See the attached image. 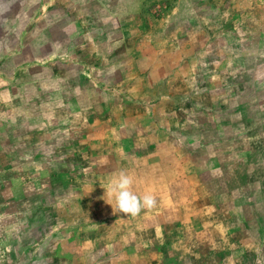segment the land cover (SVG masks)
<instances>
[{
  "label": "crops",
  "instance_id": "obj_1",
  "mask_svg": "<svg viewBox=\"0 0 264 264\" xmlns=\"http://www.w3.org/2000/svg\"><path fill=\"white\" fill-rule=\"evenodd\" d=\"M120 4L124 7L119 11L104 14H95L90 7L87 14L58 13L56 18L52 16L54 22L26 33L37 37L38 45L9 46L7 50L19 57L14 80L23 86L16 97L19 93L28 95L31 86L35 89L32 101L63 102L61 109L43 111L30 107L26 114L47 124L59 123L61 117L66 118L65 123L74 118L80 125L81 149L87 148L85 152L91 155L101 154L102 159L89 158L88 172L80 168L76 174L80 183L73 190L79 196L93 194L94 205L99 201L97 194H105L104 188L124 170L134 176L133 190L138 195L156 198L154 208L142 210L136 217L114 213L105 202V234L119 236L110 237L113 246L106 244V257L111 264H264V186L250 180L257 170L262 171L264 180V91L257 90L258 84L264 85V76H257L255 71L264 67V56H260L264 54V27L245 28L248 33L244 34L257 37L249 41L252 56L247 66L242 60L233 66L238 70L248 68V79L234 78L236 85L246 87L245 92L226 93L224 103H219L215 92L204 87L195 96L200 102L197 107L181 111L173 108L176 92H157L153 97L147 93L150 86L176 83L177 63L161 58V46L130 45L128 37L133 35H129L130 14L125 11L128 2ZM50 16L44 14L46 18ZM97 17L117 22L115 28L106 25L111 31L104 42L105 50L115 54L116 59L106 71L112 70L107 77L110 82L103 90L96 88L100 85L97 79L102 78L94 75L96 67L85 72L82 60L70 55L77 52L71 44L85 35L83 22H96ZM238 27L242 28L240 24ZM137 33L135 40L144 41L142 32ZM54 36L62 37L66 48L61 49L63 44L55 48L51 40ZM114 38H119V42L114 43ZM91 44L93 47L84 51L98 49L93 41ZM188 44H192L191 39L185 43ZM244 48L245 45L238 51ZM38 51L41 54L35 57H20ZM55 52L65 55L50 60L49 54ZM132 52L142 54L138 58L143 61L146 54L152 53L153 61L147 66L144 62L139 64L138 59L136 64H125ZM185 64L193 69L192 62ZM201 79L209 83L208 78ZM183 81L187 82V100L192 98L193 88L189 89L188 77ZM101 91L103 98L98 95ZM100 101H104L102 107ZM247 133L249 138L244 135ZM100 180L104 181L103 191L97 183ZM219 182H224V186ZM89 214L90 217L95 213L90 210ZM97 220L80 227L94 231L81 247L93 255L96 246L100 250L105 235H100L99 226L92 224Z\"/></svg>",
  "mask_w": 264,
  "mask_h": 264
},
{
  "label": "rangeland",
  "instance_id": "obj_2",
  "mask_svg": "<svg viewBox=\"0 0 264 264\" xmlns=\"http://www.w3.org/2000/svg\"><path fill=\"white\" fill-rule=\"evenodd\" d=\"M116 1L0 0V264H111L106 257V244L110 247V237H119L109 235L110 232L105 234L108 231L105 229V200L102 199L105 194H97L99 201L93 205V194L79 196L76 189L73 190L80 183L75 179L79 169L89 171V158L102 159L99 153L91 155L85 152L87 148L81 149L80 125L74 122V118H69L70 121L65 123L66 118L61 117L59 123L54 121L47 124L46 121H40L39 117L28 116L26 112L30 111V107L43 111L63 107L61 101H32L35 89L31 86L28 95L19 93L16 97L15 93L23 88L14 80V66L19 64V57L7 49L25 43L38 45L37 37L26 34L29 30L54 22L52 16L56 18L58 13L78 11L87 14L90 7L93 13L104 14L107 11H119L124 7L120 2L127 1L125 11L130 14L129 35H133L128 37L130 45L134 48L153 44L161 46V58L177 63L174 68V72L177 70L179 73L176 83L150 86L147 92L150 96L157 95V92L163 94L174 91L178 97L173 108L183 111L187 107H197L200 102L195 100V96L204 87L215 92L213 95L216 94L219 103H224L226 93L245 92L246 87L236 85L234 78L248 79V68L238 70L233 66L235 63L236 66L240 65L237 60L245 62V66L249 64V41L257 37L244 32L248 33L245 28L249 25L253 28L264 27V0ZM44 14L51 16L46 18ZM83 23L85 35L76 38V44H71L77 52L70 55L82 60L85 72H92L93 67H96L94 75L102 76L97 79L100 85L96 88L103 90L106 83L110 82L107 77L112 70L106 71L112 67L111 61L116 59L115 54L106 53L105 50L104 42L111 31L106 25L115 28L117 22H105L103 18L97 17L96 22L85 20ZM140 31L144 41L135 40V35ZM191 33L193 36L190 37ZM118 39L114 38L113 42H119ZM190 39L192 44L186 46L185 43ZM51 40L55 48L64 43L62 37L54 36ZM92 41L98 49L94 52L84 51L93 47ZM244 45V50L239 52L238 49ZM63 48H66L64 44ZM36 53L20 57L26 59L30 55L35 57L41 54L39 51ZM42 55L47 56L45 53ZM64 55L65 52H55L49 54V58L52 60L53 57ZM138 55L136 52L129 53L125 64L138 59L139 64L144 62L147 66L153 61L152 53L146 54L144 61H140ZM186 61L193 63V69L188 65L186 67ZM255 71L257 76H264V67ZM185 77L189 79V89L193 88L192 98L188 97L187 100L185 95L188 88H184L187 82L183 81ZM201 78H208L209 83H203ZM257 90L264 91V85L258 84ZM101 92L103 94L98 95L103 98L104 92ZM99 103L102 107L104 101ZM244 135L249 138V133ZM261 173V170H257L250 180L259 181L264 186ZM103 182H97L102 191ZM219 184L224 186V182ZM90 210L95 213L91 218ZM96 218L99 221L92 224H97L100 235H105H102L100 250L96 246L93 255L88 248L83 250L81 247L84 239H91L90 233L94 231L80 227H88L90 220ZM257 264H262V261Z\"/></svg>",
  "mask_w": 264,
  "mask_h": 264
},
{
  "label": "clouds",
  "instance_id": "obj_3",
  "mask_svg": "<svg viewBox=\"0 0 264 264\" xmlns=\"http://www.w3.org/2000/svg\"><path fill=\"white\" fill-rule=\"evenodd\" d=\"M135 178L127 171L121 170L105 189L102 199L111 205L114 213L125 216H138L142 210L152 209L157 201L153 195H138L134 189ZM107 197V200L105 199Z\"/></svg>",
  "mask_w": 264,
  "mask_h": 264
}]
</instances>
